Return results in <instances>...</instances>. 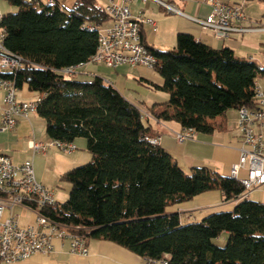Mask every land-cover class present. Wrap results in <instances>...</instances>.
Returning <instances> with one entry per match:
<instances>
[{
  "label": "trees",
  "instance_id": "obj_1",
  "mask_svg": "<svg viewBox=\"0 0 264 264\" xmlns=\"http://www.w3.org/2000/svg\"><path fill=\"white\" fill-rule=\"evenodd\" d=\"M16 12L3 13L5 46L22 56L25 67L0 74L18 90L26 85L41 97L37 114L49 138L87 140L92 160L60 175L70 182L64 203L45 206V215L78 226L87 239L114 242L146 259L168 264H264V203L245 198L242 182L207 167L183 170L160 145L150 142L143 111L100 76L68 78L62 69L91 61L99 29L109 16L97 0H75L63 7L37 0H9ZM152 83L169 98L149 114L174 121L195 133H212L210 122L229 109L256 108V80L264 67L241 58L229 47L216 49L180 32L172 49H155ZM219 189L238 200L230 211L183 224L171 205ZM47 207V208H46ZM229 232L226 246L214 240ZM76 233V232H73Z\"/></svg>",
  "mask_w": 264,
  "mask_h": 264
},
{
  "label": "crops",
  "instance_id": "obj_2",
  "mask_svg": "<svg viewBox=\"0 0 264 264\" xmlns=\"http://www.w3.org/2000/svg\"><path fill=\"white\" fill-rule=\"evenodd\" d=\"M40 1L47 0H37V3ZM55 1L66 7L64 2L68 0ZM169 1L176 4L191 17L205 19L211 12L208 0ZM2 2L0 0V10L2 13H6L3 11ZM228 3H239V0ZM7 9L8 12L13 11V7ZM131 10L134 15L144 13L156 21V28L149 25L142 27L143 40L150 49H171V45L177 43V35L180 32H185L192 34L197 40H201L216 49L229 47L237 56L251 59L260 67H264V30L234 32L226 39H218L214 37L211 30L203 28L191 18L169 13L152 0L145 2L136 0L131 4ZM243 26L250 28L264 27L261 22L254 21L250 17H247ZM78 74L85 77L100 76L106 82L113 84L131 103L148 114L150 107L154 104L168 100L167 92L157 90L152 85V83L162 84L163 78L160 75V77L156 76L152 69L143 65H122L117 68H110L103 64L89 62L78 67ZM256 82L264 86V75L258 76ZM153 92H164L165 95H158V93ZM3 97L4 94L2 100L0 99V124L2 109L5 106H3ZM18 98L21 100H34L37 98V94L30 91L25 85L23 89L18 91ZM34 114L37 115V113ZM34 114L31 115L29 120L19 121L14 130L0 131V133H13L22 138L20 143L15 142L6 148L0 147V153L8 154L17 164L37 155L33 154L30 148L32 138L38 140L49 138L46 134L45 121ZM210 122L215 125L212 133L197 132L194 139L180 143L174 134L182 129L179 123L159 121L151 115L144 118L145 125L150 128V134L153 137L160 138L159 144L177 161L183 170L190 172L194 167H207L223 175L231 176L232 166L238 162L240 147L243 145V137L238 127V109H229L225 115L211 119ZM262 131L264 133V127ZM74 143L82 147L87 146V140L82 137L77 138ZM61 151L60 149H50L46 154H41L43 160L41 167L39 163V169L35 171L37 179L54 190L57 180L50 177L46 172V167H49L50 162L54 164L56 171L61 174L67 171L68 167L76 165L79 161L89 157L86 153H78L76 157L65 163L61 158ZM246 175L247 172L242 170L241 176ZM249 199L264 203V184L255 189ZM237 202L238 200H225L223 191L213 189L200 193L189 201L171 205L167 208V211L178 213L181 222L185 224L192 221H201L215 212L233 210ZM19 209L22 211L21 213L28 215V212L22 208ZM90 239H87L89 252L86 255H73L69 251L68 242L62 244L57 241V252L48 255L37 254L25 261L11 264H142L145 262V258L114 242L96 238H93L95 240L91 242Z\"/></svg>",
  "mask_w": 264,
  "mask_h": 264
},
{
  "label": "built area",
  "instance_id": "obj_3",
  "mask_svg": "<svg viewBox=\"0 0 264 264\" xmlns=\"http://www.w3.org/2000/svg\"><path fill=\"white\" fill-rule=\"evenodd\" d=\"M134 1L136 0H107L105 11L111 23L104 28V35H99L97 50L90 62L115 68L122 65L155 68L158 58L152 50H146L142 27L149 25L156 28L157 24L144 13L134 15L131 10ZM152 1L169 13L191 18L203 28L211 30L218 39H226L234 32L264 30V27L243 26L247 16L242 3L208 0L211 12L205 19H201L187 15L169 0ZM25 65L22 64L20 54L0 46V74L2 70H10L12 73L19 71ZM77 69L78 67H67L62 69V73L74 75ZM0 89L4 91L5 105L2 109L0 131H12L19 121L29 120L32 114L37 113L41 97L34 100L19 99L15 82L1 76ZM255 90L256 108L243 106L238 109V127L243 137V145L240 147L239 160L232 166L231 173L235 174V178L245 188L239 199L249 198L255 189L264 184V86L256 82ZM143 116L148 118L150 114L143 112ZM174 134L180 143L196 137L191 132V127H184ZM148 139L154 144L160 143L159 137ZM30 148L33 154H46L50 149L73 153L78 149L74 142L71 149H64L60 140L54 138H32ZM242 170L247 172L244 177L241 176ZM44 203H53L55 206L58 201L55 190L37 179L33 161L27 159L17 164L8 154L0 153V261L11 264L25 261L37 254L55 253L58 251L57 241L62 244L68 242L69 251L73 255L88 254L87 238L79 233L80 228L65 223L48 222ZM16 208L28 212V217L25 213L16 212ZM23 219L27 222L22 223ZM68 232H76V239H68ZM156 264H165V261Z\"/></svg>",
  "mask_w": 264,
  "mask_h": 264
},
{
  "label": "rangeland",
  "instance_id": "obj_4",
  "mask_svg": "<svg viewBox=\"0 0 264 264\" xmlns=\"http://www.w3.org/2000/svg\"><path fill=\"white\" fill-rule=\"evenodd\" d=\"M3 2V11L5 12H8L7 8L8 7H13V11H16L17 10V7L16 5L14 4H11L9 2V0H2ZM225 2H234L236 0H223ZM98 4L102 7H105L106 4H107V0H97ZM239 3H242L243 6H244V12H245V15L247 17H250L252 20L254 21H257V22H261V24L264 25V0H239ZM74 4V0H68L67 2H64V5L67 7V8H70L72 7ZM109 23L110 21H106L105 24L100 27V31H103L104 28H106L107 26H109ZM171 49L174 48L176 46V42L174 43V45H171ZM96 64H102V63H96ZM104 65V64H103ZM132 66V65H130ZM108 67V66H107ZM110 68H115V67H110ZM117 68V67H116ZM108 70V69H106ZM154 71V74L156 76H159L160 74L157 73L156 70L152 69ZM68 78H73V79H77V80H92L94 77H85V76H82L80 74H78V69H77V72L74 74V75H66ZM160 77V76H159ZM153 93H158V95H165L164 92H153ZM4 94V91L2 89H0V99L2 100V96ZM167 95V99L169 98V94H166ZM3 104V103H2ZM4 106V104H3ZM36 115V114H34ZM37 117H39L40 119H43L41 118L38 114L36 115ZM18 137L16 134H13V133H0V147L1 148H6L8 147V145H12L13 143L15 142H21V139ZM78 146V149L76 151H74L73 153H66V152H63L61 151V158L63 161H65V163L67 161H69L71 158H74L79 154H83V153H86V155H89L88 159L87 157L81 161H79V163H77L76 165H73L71 167H68V169L70 168H74V167H77V166H82L88 162H90L92 160V154L88 151L87 149V146L85 145L84 147L80 146V145H77ZM4 151L6 149H3ZM86 151V152H85ZM77 154V155H76ZM41 154H37L35 156H31L30 159L33 161V164H34V168H35V171L38 170V165L40 163V167H41V163H42V156H40ZM40 161V162H39ZM43 166V164H42ZM45 166V165H44ZM46 172H48L49 176L56 179L57 180V183H56V186H55V191H56V200L58 201V203H64L66 202V200L68 199L69 197V192H70V188H71V184L70 182L66 181V180H61L60 178V173H58V171H56V167H54V164L52 162L49 163V167H46ZM67 169V170H68ZM189 172V171H188ZM16 212H22L19 208H16L15 210ZM26 214V213H25ZM28 217V215H27ZM27 220L23 219L22 220V223H26ZM229 237H230V233L229 232H223L221 234V236H218L217 238H215L214 242L215 244H217L218 246H226V244L228 243V240H229ZM95 239L91 238L90 241H94ZM0 264H5L3 261H0Z\"/></svg>",
  "mask_w": 264,
  "mask_h": 264
},
{
  "label": "bare ground",
  "instance_id": "obj_5",
  "mask_svg": "<svg viewBox=\"0 0 264 264\" xmlns=\"http://www.w3.org/2000/svg\"><path fill=\"white\" fill-rule=\"evenodd\" d=\"M2 20H3V13L0 12V46H1V48H7L5 46V43H4V40H5V37H6V33H5V30H4L3 26H2ZM99 35H104V30L100 31V29H99ZM146 50H151V49L146 45ZM22 64H25L23 59H22ZM2 73H12V71H10V70H2ZM191 132L195 133V130L191 129ZM60 145H62V148H64V149H71L72 148V143H66V142L60 141ZM231 176L233 178H235V174L234 173H231ZM45 206H52L53 207V203H44V209H45ZM47 220H48V222H51V223H57V222L49 219L48 217H47ZM68 239H76V233L68 232ZM167 260L168 259L166 257L163 258V259H160V260L146 259L144 263L145 264H156V263H162L163 261H165V264H168Z\"/></svg>",
  "mask_w": 264,
  "mask_h": 264
}]
</instances>
